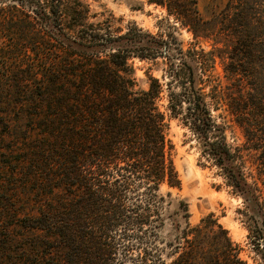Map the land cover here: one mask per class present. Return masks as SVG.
<instances>
[{"label":"trees","instance_id":"obj_1","mask_svg":"<svg viewBox=\"0 0 264 264\" xmlns=\"http://www.w3.org/2000/svg\"><path fill=\"white\" fill-rule=\"evenodd\" d=\"M142 2L161 6L196 42L212 40L211 48L183 50L174 38L135 26L111 30L106 21L93 24L92 34H77L87 8L82 0L0 3V62L7 66L0 124L16 139L0 140V156L12 160L11 175L19 177L17 187L1 189L0 264H246L209 215L196 224L172 218V258L162 257L155 239L165 201L157 192L162 184L180 186L166 112L196 135L264 240L256 189L203 91L219 58L226 83L212 86L211 97L223 100L264 174V0H224L208 18L198 0ZM131 55L165 59L163 108V83L148 74L147 87H137ZM175 214L188 216L184 200Z\"/></svg>","mask_w":264,"mask_h":264},{"label":"rangeland","instance_id":"obj_2","mask_svg":"<svg viewBox=\"0 0 264 264\" xmlns=\"http://www.w3.org/2000/svg\"><path fill=\"white\" fill-rule=\"evenodd\" d=\"M82 1L87 8L84 18L80 21L83 25H79V29H83L85 32L82 30L77 34L85 35L88 32L92 34L93 24L106 21L111 30L121 29L120 32H124L128 27L135 26L166 40L174 38L177 46L183 50L190 47L208 50L212 46V40L198 39L196 42L192 33L181 26L172 15H169L159 5L143 3L142 0ZM2 2L10 3V0H0V3ZM223 3L224 0H198V8L200 14L204 18H208ZM216 46L221 47L222 44L218 43ZM26 60L25 58L23 66ZM127 61L133 68L132 75L137 87H147L148 74L157 77L163 83V98L158 101V104L163 108L167 102L166 94L168 92L165 85L167 80L165 59L160 56L150 59L131 55ZM15 65L16 63L11 65V70H16ZM6 67L3 62H0V76L7 72ZM206 75L210 81H205L203 91L207 94L206 101L211 117L215 123L222 126V135L231 152L239 154L236 161L241 164L247 181L255 187L264 211V174L259 171L256 164V152L243 148L245 147V136L233 115L227 110L223 100L215 101L211 97L212 86L216 85V88L219 89L223 88L226 83L219 58H216L214 67L208 70ZM9 76L14 75L10 74ZM3 99L0 97V101ZM1 109H5V107L0 105ZM166 120V136L172 145L171 158L180 179L179 187L162 184L157 192L165 201V220L157 230L158 236L155 242L162 248L161 255L166 263L172 258L168 252L171 250V244L175 242L177 233L172 218L179 221L181 225L184 220L190 224H196L200 218L209 215L226 229L227 235L236 247L237 255L246 264H264L260 257V252L264 253L263 239L256 238V224L243 198L233 191L220 168L214 164L209 155L203 152L196 135L180 116H172L166 112ZM82 124H87V122ZM7 125L0 124V140L2 138L6 141L9 139L11 143H14L16 139L11 137L12 133L7 135ZM9 125L13 127V124ZM20 125L25 126L26 124ZM12 131L14 132V129ZM29 135L32 133L30 132ZM10 161L11 163H7L0 156V196L1 189L17 187L19 183V177L16 174L11 175V168L15 165L12 160ZM10 194L17 197V195H13V192ZM180 200L187 203L188 216L186 218L175 214L176 204Z\"/></svg>","mask_w":264,"mask_h":264},{"label":"water","instance_id":"obj_3","mask_svg":"<svg viewBox=\"0 0 264 264\" xmlns=\"http://www.w3.org/2000/svg\"><path fill=\"white\" fill-rule=\"evenodd\" d=\"M263 244H264V240H263Z\"/></svg>","mask_w":264,"mask_h":264}]
</instances>
